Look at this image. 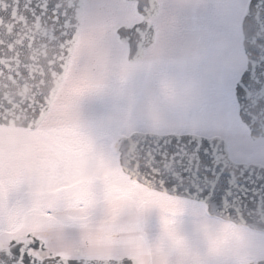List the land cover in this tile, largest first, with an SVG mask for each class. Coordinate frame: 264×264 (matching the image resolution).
Listing matches in <instances>:
<instances>
[{
	"label": "snow or ice",
	"instance_id": "1",
	"mask_svg": "<svg viewBox=\"0 0 264 264\" xmlns=\"http://www.w3.org/2000/svg\"><path fill=\"white\" fill-rule=\"evenodd\" d=\"M88 7L86 0L67 5L58 0H18L17 12L22 8L33 20L58 26L63 51L70 56L81 32L73 17L78 10L86 14ZM158 7L153 0H137L141 19L109 28L128 42L129 59L158 47L165 37L169 42L165 57L131 74L140 82L137 94L145 95L146 80L148 94L164 114L133 124L136 131L126 137L129 149H134L129 175L194 201L218 219L259 236V243L249 245L243 258L228 264H264V141L253 142L244 132L264 135V0H199L184 8L169 6L159 15L154 10ZM236 22L245 33L248 61L243 71L228 67ZM186 45L197 55L182 68L177 58ZM209 58L217 62L219 74L207 71ZM190 77L206 78L207 90L191 99L174 94V86ZM97 193L103 201L100 184ZM21 196L14 192L0 202V264H132L120 248L113 259L96 257L99 250L89 232L67 233L71 258H61L47 239L48 222L42 219L40 227L34 225L33 213L19 206ZM90 211L99 220L106 206L101 202Z\"/></svg>",
	"mask_w": 264,
	"mask_h": 264
},
{
	"label": "rangeland",
	"instance_id": "2",
	"mask_svg": "<svg viewBox=\"0 0 264 264\" xmlns=\"http://www.w3.org/2000/svg\"><path fill=\"white\" fill-rule=\"evenodd\" d=\"M86 2L90 7L82 14L69 66L43 121L34 130L0 126V202L14 192L22 193L19 206L33 213L31 221L37 227L42 219L48 222L47 239L59 252L68 251L67 233L89 232L99 250L95 254L120 248L140 264H228L243 258L249 245L259 243V236L207 218L204 208L194 201L147 190L119 170L113 142L136 131L133 124L138 119H159L164 114L148 94L146 80L142 81L145 95L137 94L140 82L132 80L131 74L165 57L169 42L165 37L158 47L146 50L143 59L128 63L124 46L109 28L120 20L121 9L134 16L132 5L122 0ZM160 2L163 11L199 0ZM235 30L228 67L241 71L245 60L239 22ZM196 55L186 45L177 63L187 68ZM207 71L215 75L221 70L209 58ZM207 88L206 78L190 77L186 83L178 82L173 92L191 99ZM98 184L103 186V201L98 197ZM101 202L106 211L97 220L90 210ZM183 218L198 225L179 237L178 224Z\"/></svg>",
	"mask_w": 264,
	"mask_h": 264
},
{
	"label": "water",
	"instance_id": "3",
	"mask_svg": "<svg viewBox=\"0 0 264 264\" xmlns=\"http://www.w3.org/2000/svg\"><path fill=\"white\" fill-rule=\"evenodd\" d=\"M127 1L135 2V12L137 13V0ZM48 2L49 0H43V3ZM58 2L67 5L73 0H58ZM139 2L143 4L146 0H139ZM17 3L18 0H0V126L34 130L45 118L51 107L69 66L75 46L72 48L70 56L65 55L58 26H54L48 20H33L31 16L23 12L22 8L17 12ZM153 3L159 6L157 0H153ZM159 9L160 6L154 9L157 14ZM82 14L83 11L78 10L73 17L74 23L79 26H81ZM240 35V45L246 67L248 57L244 50L245 33L240 30ZM117 38L121 43L126 42L125 59L127 62H133L144 57L145 52L138 58L129 59L128 42ZM132 134L133 132L122 135L113 143L119 169L128 179L143 187L170 195L166 191L142 183L129 175L128 168L130 161L134 158V149H129L126 137ZM248 135L252 139L264 138V135L255 133H248ZM172 196L182 198L179 195ZM205 212L213 216L206 209ZM125 257L130 259L132 264H139L134 257ZM61 258L70 259L62 256Z\"/></svg>",
	"mask_w": 264,
	"mask_h": 264
},
{
	"label": "flooded vegetation",
	"instance_id": "4",
	"mask_svg": "<svg viewBox=\"0 0 264 264\" xmlns=\"http://www.w3.org/2000/svg\"><path fill=\"white\" fill-rule=\"evenodd\" d=\"M124 3H130L131 5H132V7H133V11H134V16L133 15H131V14H129V11H126V13H123L121 10H120V20L118 21L119 23H122V24H125V25H128V26H130V25H132L133 23H135V22H137L139 19H140V17H139V15L135 12V10H134V2L133 1H126V0H122ZM159 1V3H160V7H161V2H160V0H158ZM193 1H195V0H193ZM158 15H159V13H158ZM114 35V34H113ZM114 38H116V40L118 41V38L114 35ZM119 42V41H118ZM120 43V42H119ZM120 44H122L123 46H124V48H125V51H126V42H124V43H120ZM145 53H146V51H145ZM124 56H125V54H124ZM133 63V62H132ZM174 197V196H173ZM204 214H205V216L207 217V218H210V219H217V218H215V217H211V216H208L205 212H204ZM219 220V219H218ZM184 221V222H183ZM221 221V220H220ZM223 222H225V221H223ZM226 223H228V224H231V223H229V222H226ZM185 225V229L183 228V226ZM197 225H198V223H193V224H188V222L185 220V218H183L182 219V222H181V220H180V222H179V224H178V229H179V237H185L186 236V234H187V232L191 229V228H193V229H196L197 228ZM231 225H233V224H231ZM184 229V231H182ZM195 232V231H194ZM111 236H115V233H113ZM196 245L194 244V247H195ZM107 249V248H106ZM111 249H112V247H111ZM111 249H110V251H111ZM53 250V249H52ZM54 252H56L57 254H59V255H61V256H64V257H68V258H71V253L70 252H68V251H66V252H59V251H55V250H53ZM96 257H98V258H112V257H115V252H106V253H104V254H94ZM122 255H124V256H131V255H128V254H122ZM182 257H183V255H182Z\"/></svg>",
	"mask_w": 264,
	"mask_h": 264
}]
</instances>
